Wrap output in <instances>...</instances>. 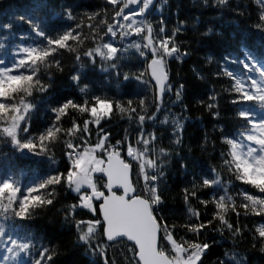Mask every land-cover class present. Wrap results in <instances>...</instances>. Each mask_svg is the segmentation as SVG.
Wrapping results in <instances>:
<instances>
[{
	"label": "snow or ice",
	"instance_id": "snow-or-ice-1",
	"mask_svg": "<svg viewBox=\"0 0 264 264\" xmlns=\"http://www.w3.org/2000/svg\"><path fill=\"white\" fill-rule=\"evenodd\" d=\"M198 3L230 18L239 51L206 55L207 74L193 65L208 85L193 141L173 65L203 46L188 36L200 16L190 26L177 9L173 22L169 0H34L0 17V264H57L59 245L32 227L50 212L86 264H205L214 249L212 264H251L264 253V0Z\"/></svg>",
	"mask_w": 264,
	"mask_h": 264
},
{
	"label": "trees",
	"instance_id": "trees-1",
	"mask_svg": "<svg viewBox=\"0 0 264 264\" xmlns=\"http://www.w3.org/2000/svg\"><path fill=\"white\" fill-rule=\"evenodd\" d=\"M34 0H0V17L5 13L11 14L15 12L17 15L23 14L25 11L32 10ZM58 3H64L65 0H57ZM75 4L83 8H88L92 10L96 5H103L104 0H73ZM171 7L165 9V15L174 22L175 17L172 15L177 9L179 10L180 17L188 18L189 25L191 26L195 16H200L201 21L196 25V32H189L188 36L193 39V46L196 47V40H202V47L197 51V54L192 56L190 59L186 60L183 65H173V73H180V82L186 85V98L185 103L188 104L189 109L185 113L190 117L185 129V138L188 141L196 140L197 138H202L203 128L201 127L200 121L197 117L204 116V123L207 126V115L204 109L197 105L196 101L200 99H205V93L207 91V83L201 81L197 78L196 74L192 71L193 65L196 66L198 70H201V74H207L210 71H214L216 68V62L211 66L207 65L205 62V56L208 54L213 55L216 61H219L224 54L228 51H239L238 44L230 39L231 33L233 31L234 25L229 24V17H225L224 20H214L212 17L215 15L214 10L202 8L197 0L194 4L193 0H169ZM47 12V10H45ZM154 19H158V16H154ZM51 19V18H50ZM171 26V25H170ZM213 28V32L208 37H200L199 33L207 31L208 27ZM18 32H26V26H22L17 29ZM220 31L223 36H217L216 32ZM259 37L256 35H251L247 38L246 43L249 46L258 45ZM221 84L226 85L225 81L217 83V89L219 90ZM115 91V85H113ZM71 89L67 86L64 81H61L58 85L57 92H70ZM174 99V97H173ZM229 97L224 94L221 100L222 109L231 112V108L228 106L227 101ZM174 111L179 112V108L174 109ZM37 119L39 120V114H37ZM122 125L116 126L115 130H118ZM197 155H200L197 152ZM24 168L26 171L34 169L35 164L31 162H25ZM33 230L38 231L39 234H47L49 239L53 243L59 245L60 255L57 258V264H86L89 257L86 256L82 249L73 246L72 241L74 236L68 233L66 230L60 228L59 217L54 216L52 212L47 214H42L41 218L37 219L36 223L32 226ZM228 247V245H224ZM243 248H250V245L245 244ZM2 251V250H0ZM212 255L205 261V264H212L213 261L217 259L219 250L214 249ZM251 264H264V253L259 251V248L252 250L250 253Z\"/></svg>",
	"mask_w": 264,
	"mask_h": 264
}]
</instances>
